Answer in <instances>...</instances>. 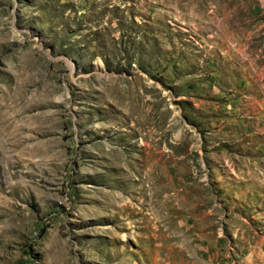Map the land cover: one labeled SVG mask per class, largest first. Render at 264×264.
<instances>
[{
  "label": "rangeland",
  "instance_id": "rangeland-1",
  "mask_svg": "<svg viewBox=\"0 0 264 264\" xmlns=\"http://www.w3.org/2000/svg\"><path fill=\"white\" fill-rule=\"evenodd\" d=\"M0 264H264V0H0Z\"/></svg>",
  "mask_w": 264,
  "mask_h": 264
}]
</instances>
